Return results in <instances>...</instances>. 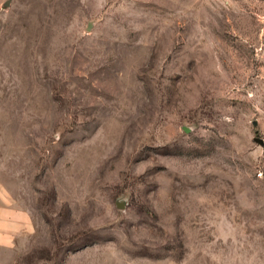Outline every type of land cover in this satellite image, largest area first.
<instances>
[{"label":"rangeland","instance_id":"rangeland-1","mask_svg":"<svg viewBox=\"0 0 264 264\" xmlns=\"http://www.w3.org/2000/svg\"><path fill=\"white\" fill-rule=\"evenodd\" d=\"M0 191L8 264H264V0H0Z\"/></svg>","mask_w":264,"mask_h":264},{"label":"crops","instance_id":"crops-1","mask_svg":"<svg viewBox=\"0 0 264 264\" xmlns=\"http://www.w3.org/2000/svg\"><path fill=\"white\" fill-rule=\"evenodd\" d=\"M30 221L28 211L15 205L12 198L0 191V264H8L18 235L27 229Z\"/></svg>","mask_w":264,"mask_h":264}]
</instances>
